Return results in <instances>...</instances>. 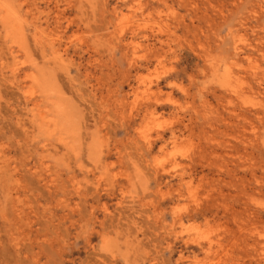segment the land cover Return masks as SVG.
<instances>
[{"label":"rangeland","instance_id":"obj_1","mask_svg":"<svg viewBox=\"0 0 264 264\" xmlns=\"http://www.w3.org/2000/svg\"><path fill=\"white\" fill-rule=\"evenodd\" d=\"M0 3V264H264V0Z\"/></svg>","mask_w":264,"mask_h":264},{"label":"bare ground","instance_id":"obj_2","mask_svg":"<svg viewBox=\"0 0 264 264\" xmlns=\"http://www.w3.org/2000/svg\"><path fill=\"white\" fill-rule=\"evenodd\" d=\"M0 10L2 11V12H5V14L3 15V20L6 22H8V21H10V19L12 18V14L10 13V12H8V10H7V8H6V5L5 4H3V3H0ZM259 69V68H258ZM16 70H17V68H13L12 69V72L15 74L16 73ZM247 71V70H246ZM28 76H30V78H31V80H33V81H35V82H38L39 81V79L36 77V76H33V75H28ZM239 77H240V75H239ZM53 100V99H52ZM65 113V112H64Z\"/></svg>","mask_w":264,"mask_h":264}]
</instances>
